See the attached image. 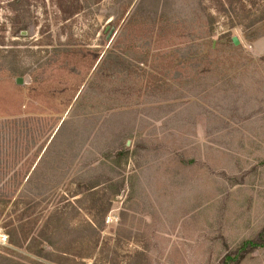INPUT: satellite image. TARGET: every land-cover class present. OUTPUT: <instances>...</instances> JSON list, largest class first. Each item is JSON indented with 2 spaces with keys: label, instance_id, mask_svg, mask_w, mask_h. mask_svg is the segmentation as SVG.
Here are the masks:
<instances>
[{
  "label": "rangeland",
  "instance_id": "374dc122",
  "mask_svg": "<svg viewBox=\"0 0 264 264\" xmlns=\"http://www.w3.org/2000/svg\"><path fill=\"white\" fill-rule=\"evenodd\" d=\"M69 2L0 0V256L264 264L263 1Z\"/></svg>",
  "mask_w": 264,
  "mask_h": 264
},
{
  "label": "trees",
  "instance_id": "16d2710c",
  "mask_svg": "<svg viewBox=\"0 0 264 264\" xmlns=\"http://www.w3.org/2000/svg\"><path fill=\"white\" fill-rule=\"evenodd\" d=\"M61 1H67V0H61ZM80 0H70V2L68 3V5H65V6H60L61 8V11L62 13H64L65 15H67L68 17H71V16H74L76 14H78L80 11H81V6H80V2H78ZM263 3H264V0H262ZM220 4L221 3V0H219ZM223 9H224V5H222ZM262 28H264V25L262 26ZM247 246H251L252 248H258V247H264V244L262 245H257V244H254L253 242L251 241H247L245 244H244V247H247ZM58 252L61 254H64L62 257L66 256L69 254V252H65L64 250H60L58 249ZM76 257H79V258H86L88 259L89 256H76ZM0 264H18L17 262H13L12 260L6 258V257H2L0 256Z\"/></svg>",
  "mask_w": 264,
  "mask_h": 264
},
{
  "label": "water",
  "instance_id": "95a60500",
  "mask_svg": "<svg viewBox=\"0 0 264 264\" xmlns=\"http://www.w3.org/2000/svg\"><path fill=\"white\" fill-rule=\"evenodd\" d=\"M232 42H233V44H234L235 46H239V45H240V43H239V41H238L237 38H233V39H232ZM17 84L22 85L23 82H22L21 80H18V81H17Z\"/></svg>",
  "mask_w": 264,
  "mask_h": 264
}]
</instances>
